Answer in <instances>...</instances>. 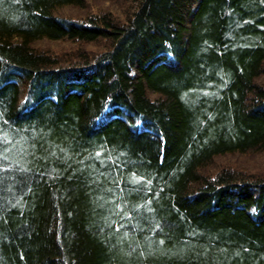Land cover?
<instances>
[{
	"label": "trees",
	"instance_id": "16d2710c",
	"mask_svg": "<svg viewBox=\"0 0 264 264\" xmlns=\"http://www.w3.org/2000/svg\"><path fill=\"white\" fill-rule=\"evenodd\" d=\"M105 1L0 0V264H264V0Z\"/></svg>",
	"mask_w": 264,
	"mask_h": 264
},
{
	"label": "rangeland",
	"instance_id": "374dc122",
	"mask_svg": "<svg viewBox=\"0 0 264 264\" xmlns=\"http://www.w3.org/2000/svg\"><path fill=\"white\" fill-rule=\"evenodd\" d=\"M91 6H92V10H91V13H94V14H100V13H105V12H110L112 15L116 16V14H120L122 13L121 11V5L118 4V3H114V2H107L105 0H92V3H90ZM89 4V5H90ZM97 4L96 6L93 7V5ZM90 6V7H91ZM80 13V12H79ZM79 15L77 10H70V9H65L63 10L62 12H60L59 15H62L63 17H69V16H72V15ZM82 14V13H80ZM40 45L42 49H45V50H50L52 52H58V53H63V52H72L76 46L71 44L70 42H59V43H49V42H43L41 43ZM87 49L89 50H92V47L90 46H87L86 47ZM257 161V162H256ZM237 162V163H236ZM254 162L258 165L259 167V159L256 158L255 156L253 155H248V156H239V157H231V158H226V159H219L217 161V165H221L220 167H223L224 164H228V165H236V164H243V163H246V164H254ZM238 165V166H240ZM243 166V165H242ZM256 167V166H254ZM264 167V161L262 162L261 164V168ZM219 169V167H218ZM263 169V168H262ZM264 170V169H263Z\"/></svg>",
	"mask_w": 264,
	"mask_h": 264
},
{
	"label": "bare ground",
	"instance_id": "6f19581e",
	"mask_svg": "<svg viewBox=\"0 0 264 264\" xmlns=\"http://www.w3.org/2000/svg\"><path fill=\"white\" fill-rule=\"evenodd\" d=\"M78 12V11H77ZM79 15H72V16H69V17H63L64 21V25L67 26V27H74V28H80V27H86L87 25L90 27L92 26V20H89L88 17H85V19H83L81 17V14L78 12ZM79 67L80 66H75L73 68H69V67H65V68H61L62 72L64 73H67L68 75H72V72H78L80 71L79 70ZM67 68V69H66ZM1 74V73H0ZM69 76L68 79H70L71 77ZM21 100L19 102H25L26 100V89L25 88H21ZM71 91H75V90H70L68 91L69 93ZM111 101L108 102L107 104H105L102 109L97 113V116H96V122L97 124H100L99 127L102 129L104 125H109L113 122V120H115L116 118H122L124 119L125 117L124 116H119L116 112H117V109H116V105L115 106H111ZM137 127L139 128V131H142V132H150L152 131L151 128L148 126L147 123H142V122H139L137 123ZM7 146V145H6Z\"/></svg>",
	"mask_w": 264,
	"mask_h": 264
}]
</instances>
